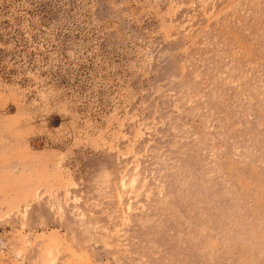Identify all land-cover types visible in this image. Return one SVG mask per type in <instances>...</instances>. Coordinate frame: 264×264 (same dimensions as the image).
Listing matches in <instances>:
<instances>
[{
  "label": "rangeland",
  "instance_id": "374dc122",
  "mask_svg": "<svg viewBox=\"0 0 264 264\" xmlns=\"http://www.w3.org/2000/svg\"><path fill=\"white\" fill-rule=\"evenodd\" d=\"M0 264H264V0H0Z\"/></svg>",
  "mask_w": 264,
  "mask_h": 264
}]
</instances>
